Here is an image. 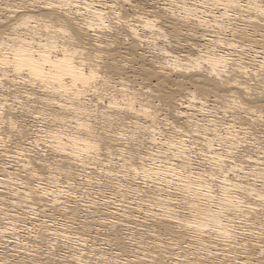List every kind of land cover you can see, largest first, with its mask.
<instances>
[{
  "label": "bare ground",
  "instance_id": "1",
  "mask_svg": "<svg viewBox=\"0 0 264 264\" xmlns=\"http://www.w3.org/2000/svg\"><path fill=\"white\" fill-rule=\"evenodd\" d=\"M0 7V247L39 254L1 263L264 264V0ZM89 193L148 219L68 203Z\"/></svg>",
  "mask_w": 264,
  "mask_h": 264
},
{
  "label": "rangeland",
  "instance_id": "2",
  "mask_svg": "<svg viewBox=\"0 0 264 264\" xmlns=\"http://www.w3.org/2000/svg\"><path fill=\"white\" fill-rule=\"evenodd\" d=\"M1 8V7H0ZM2 12H0V15H2L1 14ZM23 101H25V100H23ZM32 105H37V107H41V105L40 104H37L36 102H34ZM220 112V110L219 109H216L215 111H216V113H217V117H221V115L218 113V111ZM214 111V112H215ZM222 117H225V116H222ZM26 121H29V120H27L26 119ZM41 125H45V126H41ZM38 126H41V128H43V129H46V128H48V126L50 127V128H52V129H56V128H59V125H54L53 126V124H49L48 125V123H44V124H42V123H39L38 124ZM47 126V127H46ZM57 126V127H56ZM163 125H160V127H162ZM264 127V126H263ZM163 128L164 129H166V127L165 126H163ZM168 128V127H167ZM263 130H264V128H262ZM264 134V133H263ZM262 133H260V134H258V137L260 138V140L264 143V135H263ZM30 140H31V138H30ZM30 140L28 139L27 141H24V146L26 147V148H29L30 150H32V148L27 144V143H29L30 142ZM25 142H27V143H25ZM27 144V145H26ZM14 144H12V143H7V146H6V150L9 152V154H8V156H9V158L10 157H12V155L13 154H15V148H14ZM250 146H252V145H250ZM13 147V148H12ZM41 147V146H40ZM40 147H38V149L40 148ZM0 149H1V146H0ZM243 150H244V148H242ZM247 151H249V153H253L252 155L255 157L256 155H261L260 153H259V151H257L255 148H250V147H248V149H246ZM250 150H251V152H250ZM254 150V151H253ZM12 151H14V152H12ZM31 153V155L32 154H34V152H29L28 154H30ZM258 156H256V157H258ZM5 158L4 159V161L5 162H8V164H9V166L11 167L10 168V170H12V172H17L18 171V168H16L17 166V163H16V157L13 155V157L12 158ZM8 166V165H7ZM42 175H41V177L40 178H42L43 180L41 181L43 184H45V183H47L46 182V180L48 179V181H49V173L47 172V171H42ZM25 173H22V175H24ZM49 176V177H48ZM102 178H103V180H102ZM100 179V178H99ZM244 179V178H243ZM101 182H103V184L104 185H106L105 187L107 188V189H109L110 191H108V190H105L106 191V193H103V194H105L106 195V197H108V199L109 198H111L112 200H113V196H110V194L113 192V191H111L112 190V188H111V184L112 183H115V182H109L105 177H101ZM108 182H107V181ZM77 184L76 185H78V187H82V183H81V181H79V180H77V182H76ZM80 183V184H79ZM110 185H109V184ZM65 185V184H64ZM136 186L139 188V189H145V190H147L148 192H149V190H148V185H144V184H142L141 182H137L136 183ZM65 187V186H64ZM0 190L3 192V193H6L5 191H7L6 190V188L4 187V186H1V188H0ZM71 196V195H70ZM70 196L68 197L69 198V201H68V203L69 202H82V200L81 199H83V202H82V205H84L85 207L83 208L84 209V211L86 212H88L89 210L87 209V207H88V203L87 202H89V201H96V202H98L99 203V205H97L96 206V208L97 209H91V211L92 210H94V211H96V210H100L101 212H99L100 214H102L101 216H102V219H105V222H106V224L108 223V222H116L117 220H118V223H120V224H123V225H125L126 227H129V225H130V227H133V228H140V226H137L138 224L140 225L142 222H144L145 223V221H147L146 219H148L145 215H144V212L143 211H140V210H135L136 209V207L134 206L135 204H134V202H135V199L137 198V197H133V196H127L126 198H120L116 203H114L113 201V203L111 202L109 205H102V204H104L103 202H102V198H101V194H98L97 196H96V194H92V193H89V195L88 196H84L83 198H79V197H77V198H75V197H73V196H71L72 198H70ZM62 197H64V199H65V196H62ZM61 197V198H62ZM133 199H132V198ZM67 198V197H66ZM97 198V199H96ZM128 198V199H127ZM47 199V198H46ZM45 199V201H43V202H41V203H37L38 205L37 206H35L36 208L37 207H39V205L41 206V205H49V202H47V201H49V199H47L46 200ZM64 199L62 198V199H60V202L61 201H64ZM78 199V200H77ZM107 199V198H106ZM111 199H109V200H111ZM116 199V198H115ZM86 201V202H85ZM45 202V203H44ZM102 204H101V203ZM117 204V205H116ZM101 205V206H100ZM127 205H129V206H127ZM131 206V207H130ZM106 207V208H105ZM42 209H44V208H42ZM46 209V208H45ZM118 209V210H117ZM134 210V211H133ZM124 211V212H123ZM126 211V212H125ZM135 211L137 212V213H135ZM90 212V211H89ZM127 213V212H129V214H130V216L129 217H131V218H129V220H127V222L126 221H121L122 219H125V218H123V217H121V216H119V215H121L122 213ZM132 213V214H131ZM83 215H85V213L83 214ZM87 215L89 216L90 214L89 213H87ZM104 215H106V216H104ZM135 215V216H134ZM87 216V217H88ZM92 216V215H91ZM91 216H89V220H91L92 221V219L93 218H90ZM105 217V218H104ZM117 217H119V218H117ZM134 217V218H133ZM96 218V217H95ZM94 218V219H95ZM110 218V219H109ZM111 218H113V219H111ZM139 218V219H138ZM97 219V218H96ZM95 219V220H96ZM109 219V220H108ZM106 220H108V221H106ZM111 220V221H110ZM120 220V221H119ZM40 223H41V221L40 220H38ZM140 221H141V223H140ZM29 222V221H28ZM123 222V223H122ZM125 222V223H124ZM132 222V223H131ZM4 223H6V220H3V221H1L0 222V226H2ZM135 224V225H134ZM137 224V225H136ZM143 224V223H142ZM30 227V226H29ZM35 228V229H34ZM32 230H34L35 232L36 231H38L37 229V226H35ZM27 229L24 227V226H22V228L20 227L18 230H17V232L20 234V235H24L25 236V234H26V231ZM16 233V232H15ZM5 237H9V235H3L2 236V238H4L3 239V241H2V247H0V259H1V257H3V253H5V252H7L6 253V255H9L8 257H10V256H13V255H16V252L17 251H21L22 253H25L26 252V255H29L30 254V256H33V257H35V258H38L39 257V254H37L34 250H33V252H31L30 250H24V249H22V248H19V250H18V248H17V250H16V248H15V250H14V247H12V246H9V244H11V242H12V240L11 239H7V238H5ZM145 241L146 242H148V235L146 234L145 236ZM7 239V240H6ZM147 239V240H146ZM10 243H9V242ZM7 245H6V244ZM217 243H219V242H217ZM221 244V243H220ZM8 246V247H7ZM7 247V248H6ZM11 247V248H10ZM222 246H220V247H218V249H222L221 248ZM8 248H9V250H8ZM4 249V250H3ZM11 249V250H10ZM24 250V251H23ZM11 251V252H10ZM15 251V252H14ZM30 251V252H29ZM36 254H35V253ZM240 252V253H239ZM242 253V254H241ZM2 254V255H1ZM12 254V255H11ZM231 256V255H230ZM235 256H238V257H244V253L242 252V250H238V253L237 254H235ZM248 258H250V259H254L255 258V256H248ZM12 258H9V260H11ZM44 262H42V264L43 263H45V264H52V263H50V262H48L49 260H47V259H44L43 260ZM48 262V263H47ZM1 263V262H0ZM1 264H3V263H1Z\"/></svg>",
  "mask_w": 264,
  "mask_h": 264
}]
</instances>
